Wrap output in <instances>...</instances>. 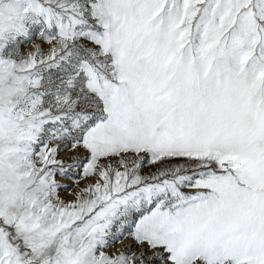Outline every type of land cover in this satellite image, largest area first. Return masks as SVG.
Wrapping results in <instances>:
<instances>
[{
  "label": "snow or ice",
  "instance_id": "1",
  "mask_svg": "<svg viewBox=\"0 0 264 264\" xmlns=\"http://www.w3.org/2000/svg\"><path fill=\"white\" fill-rule=\"evenodd\" d=\"M0 264H264V0H0Z\"/></svg>",
  "mask_w": 264,
  "mask_h": 264
}]
</instances>
